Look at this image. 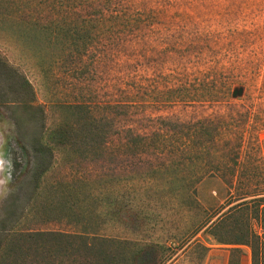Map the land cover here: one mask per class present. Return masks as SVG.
I'll return each mask as SVG.
<instances>
[{"label": "rangeland", "instance_id": "374dc122", "mask_svg": "<svg viewBox=\"0 0 264 264\" xmlns=\"http://www.w3.org/2000/svg\"><path fill=\"white\" fill-rule=\"evenodd\" d=\"M57 1L0 0V264H251L229 244L264 227V0Z\"/></svg>", "mask_w": 264, "mask_h": 264}, {"label": "trees", "instance_id": "16d2710c", "mask_svg": "<svg viewBox=\"0 0 264 264\" xmlns=\"http://www.w3.org/2000/svg\"><path fill=\"white\" fill-rule=\"evenodd\" d=\"M48 4L51 6L52 9L56 10L57 8H60V5L62 3H59V1L57 0H48ZM101 1V0H100ZM213 67L210 69V73L211 76L213 77V79L215 81H218L219 76L221 75V79L220 81L224 82L223 87H221V84L218 82L215 84V87L213 89V91L210 93L211 97H215L216 99L219 98V94L220 92H223L222 95L227 97V98H231L234 100H238V97H234L233 96V92L235 90V88L237 87H241V85H235L232 88V83L235 82L233 77L235 75V71L238 70V66L234 65V63H229L228 67L225 68V70H229V80H223L224 77V71L221 72L220 69H223V67L218 68V63L214 62L212 63ZM6 69V75H9V69L8 67H5ZM234 72V73H231ZM222 73V74H221ZM227 83V84H225ZM221 88V89H219ZM215 94V95H214ZM25 106V105H23ZM44 112L42 111L40 105L36 104V101L34 99V140L31 143L32 148H34V152L39 156H45L47 154L45 147L42 145L41 143V136L44 132ZM15 119V118H14ZM25 120L22 118H16V123L19 125L21 124V122H24ZM190 127H187L186 131H189L190 133H187L186 137L188 138H192V129H191V125H189ZM84 131H85V137L84 138H89L91 141H93L96 137H98V133H99V129L98 127L94 126L93 124H91L90 122H86L84 125ZM138 138H140V135H137ZM191 144H193L191 141H188L187 143V149L185 147L184 150L180 151V156H189L191 157L193 154V151L191 149ZM179 154V152H178ZM19 156V150L15 149L12 151V155L10 156V161L12 164V167L14 168V170H16L17 168V158ZM50 158H48V160H46V163L49 162ZM46 169V166H44L42 169L39 170V172L37 174L34 175V184L36 185V182L38 181L39 177L41 176V173H43ZM15 175V174H14ZM35 187V186H34ZM256 201V200H255ZM254 202V201H252ZM251 203V202H250ZM249 203V204H250ZM246 205H240L239 207H237V209H241ZM262 206V204H261ZM260 213L262 214L264 212V205L263 207H261V209H259ZM11 230H8L7 232H9ZM51 236H55V233H34L33 235H31L29 238L30 240H41L45 237H51ZM229 245H233V246H247L250 249V254H251V264H264V227L262 229V233L261 234H255L251 231H249V237H242V239H240L239 243L238 241H234V243L229 244ZM23 256V254H21Z\"/></svg>", "mask_w": 264, "mask_h": 264}]
</instances>
